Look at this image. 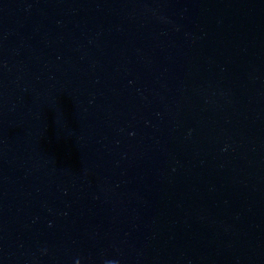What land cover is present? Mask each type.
Returning a JSON list of instances; mask_svg holds the SVG:
<instances>
[{"label":"water","instance_id":"water-1","mask_svg":"<svg viewBox=\"0 0 264 264\" xmlns=\"http://www.w3.org/2000/svg\"><path fill=\"white\" fill-rule=\"evenodd\" d=\"M264 264V0H0V264Z\"/></svg>","mask_w":264,"mask_h":264},{"label":"clouds","instance_id":"clouds-1","mask_svg":"<svg viewBox=\"0 0 264 264\" xmlns=\"http://www.w3.org/2000/svg\"><path fill=\"white\" fill-rule=\"evenodd\" d=\"M77 264H79V262H77Z\"/></svg>","mask_w":264,"mask_h":264}]
</instances>
